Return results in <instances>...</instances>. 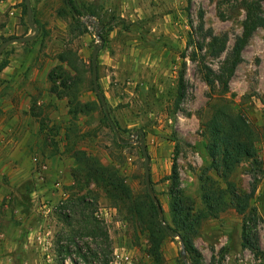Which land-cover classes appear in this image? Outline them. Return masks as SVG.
Returning <instances> with one entry per match:
<instances>
[{
  "label": "rangeland",
  "instance_id": "374dc122",
  "mask_svg": "<svg viewBox=\"0 0 264 264\" xmlns=\"http://www.w3.org/2000/svg\"><path fill=\"white\" fill-rule=\"evenodd\" d=\"M66 1L30 0L36 38L0 56V264H155L149 211L133 203L147 193L137 132L145 136L150 190L169 223L174 155L188 206H204L203 123L221 106L263 135L256 160L242 161L229 177L250 205L243 215L228 209L206 219L193 243L202 264H264V26L222 94L214 78L241 35L242 8L221 0H76L83 12L76 21ZM22 2L0 0V45L33 34ZM222 35L225 50L212 55L209 44ZM101 43L97 84L109 120L92 84L91 54ZM59 65L81 112L50 91L48 73ZM70 148L108 167L127 189L89 176ZM245 232L260 254L244 247ZM159 251L160 264H189L178 236H165Z\"/></svg>",
  "mask_w": 264,
  "mask_h": 264
},
{
  "label": "trees",
  "instance_id": "16d2710c",
  "mask_svg": "<svg viewBox=\"0 0 264 264\" xmlns=\"http://www.w3.org/2000/svg\"><path fill=\"white\" fill-rule=\"evenodd\" d=\"M264 0H221L219 4L229 5L231 9L242 8L244 11V20L242 22L241 35L235 39L234 45L227 58L223 61L219 68L218 74L215 76L221 93L228 90L229 82L234 75L237 65L241 61L242 51L257 28L264 26V16L262 14V4ZM66 5L72 17L79 21L82 10L77 5L76 0H67ZM33 11V9H32ZM21 12L26 16V7L24 1L21 4ZM220 18L225 16L219 13ZM32 19H35L34 11ZM227 38L225 35L221 37H213L209 49L212 55H218L225 50ZM64 62V60H60ZM68 74L61 66L53 68L48 73L50 81V91L57 97H69L68 105L73 108V113L81 112L83 105L73 95L74 88L64 82L63 75ZM203 130L206 135V152L209 157V165L204 169L200 176L203 208L197 212L188 206L187 198L179 190V177L177 170L176 155L173 157L171 174V187L169 189V223L166 226L170 233L179 237L182 244V251L187 256L189 264H202L201 256L193 243V238L198 234L202 223L208 218H217L221 213L228 209L234 210L237 214L243 215L249 208L250 196L240 193L236 190L234 183L229 180L230 175L235 171L238 165L244 161L251 159L256 160L257 151L256 143H258L263 135L258 127L247 122L241 115L231 114L225 106L215 108L210 117L203 123ZM65 133L69 138L68 129ZM68 149V148H66ZM71 157L79 164L85 165V170L89 176L99 178L109 183L115 189L125 191L122 181L118 175L109 170L108 167L101 164L90 162L83 151L72 150ZM209 173L207 174V171ZM217 177V180L210 175ZM219 180L224 183L220 185ZM135 207L140 213L146 208L149 211V220L147 222L148 234L152 244V255L155 264L161 263V254L159 246L165 236H170L169 232L160 224L157 212V206L147 193L139 200H135ZM243 245L253 254H260L259 246L255 243L253 236L243 235Z\"/></svg>",
  "mask_w": 264,
  "mask_h": 264
},
{
  "label": "water",
  "instance_id": "95a60500",
  "mask_svg": "<svg viewBox=\"0 0 264 264\" xmlns=\"http://www.w3.org/2000/svg\"><path fill=\"white\" fill-rule=\"evenodd\" d=\"M23 1H24V5L26 7V19H27L28 27L33 31V34L29 35V36L12 37V38L7 39L6 41H4L0 45V56H1L2 52L10 44H12V43L30 42V41L34 40L36 38L37 34H38V30L35 27L33 19H32V8H31L30 0H23ZM101 48H102V43L99 44L96 48H94V50L92 51V54H91L92 84H93V89H94L95 93L98 95V97H99V99L101 101V104L103 106V109H104V112L106 114V117L109 120V116L107 114L105 100H104L103 95L99 92L98 84H97L96 60H97V54H98V52H99V50ZM111 126H113L112 123H111ZM137 135L141 136L140 149H141V153H142V155L144 157V178H145V187H146L147 193L150 196V198L152 199V201L155 203V205L157 206L158 218H159L160 224L169 232L170 236H174L172 233H170V231L168 230L167 226L165 225L164 215H163V211H162V209L160 207L159 200L157 199V197L150 190L149 156H148L147 151H146L145 136H144V134L141 131H138ZM181 258H182L183 261H186V257H185L184 252L181 254Z\"/></svg>",
  "mask_w": 264,
  "mask_h": 264
},
{
  "label": "built area",
  "instance_id": "2783aa9c",
  "mask_svg": "<svg viewBox=\"0 0 264 264\" xmlns=\"http://www.w3.org/2000/svg\"><path fill=\"white\" fill-rule=\"evenodd\" d=\"M32 162H33V165L34 166H39V168L42 169V170H46V168H47V165L45 163H40L39 160H38V158H36V157H34L32 159ZM116 262L117 261L114 260V263H116Z\"/></svg>",
  "mask_w": 264,
  "mask_h": 264
},
{
  "label": "crops",
  "instance_id": "0c3cea01",
  "mask_svg": "<svg viewBox=\"0 0 264 264\" xmlns=\"http://www.w3.org/2000/svg\"><path fill=\"white\" fill-rule=\"evenodd\" d=\"M1 176V174H0ZM11 198V196H6V201L8 202V200Z\"/></svg>",
  "mask_w": 264,
  "mask_h": 264
}]
</instances>
